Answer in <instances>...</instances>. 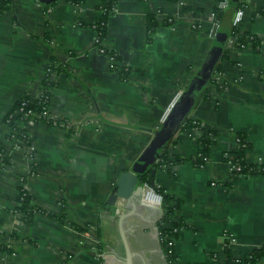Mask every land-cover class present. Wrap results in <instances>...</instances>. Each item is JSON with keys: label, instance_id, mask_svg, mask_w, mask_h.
Wrapping results in <instances>:
<instances>
[{"label": "crops", "instance_id": "crops-1", "mask_svg": "<svg viewBox=\"0 0 264 264\" xmlns=\"http://www.w3.org/2000/svg\"><path fill=\"white\" fill-rule=\"evenodd\" d=\"M102 1L11 0L0 15V264H126L120 216L130 211L140 216L123 225L133 264H169L162 203L108 200L214 47L224 83L214 70L189 115L214 134L209 162L193 161L202 130L181 128L167 150L184 161L156 168L154 186L181 201L171 215L174 264H242L264 244V0H230L218 17V0H117L103 46L130 68L127 78L95 44ZM236 7L244 17L234 36L249 39L245 47L231 35ZM53 56L63 70L50 75L48 111L65 124L18 121L27 133L19 145L7 115L41 92ZM239 135L262 172L233 175L225 155L238 151ZM22 187L43 210L32 222L17 211ZM143 197L159 200L148 189Z\"/></svg>", "mask_w": 264, "mask_h": 264}, {"label": "trees", "instance_id": "trees-1", "mask_svg": "<svg viewBox=\"0 0 264 264\" xmlns=\"http://www.w3.org/2000/svg\"><path fill=\"white\" fill-rule=\"evenodd\" d=\"M11 0H0V15L3 13L4 10H6L10 4ZM117 0H103L100 4V7L103 9V16L102 18L93 24L94 28L96 29L98 33L99 41L97 44L102 43L106 36H107V23L108 18L110 16V13L112 12L113 8L116 5ZM239 7H236V11ZM223 10H220L218 8L215 9L216 17L220 15V13ZM236 13V12H235ZM231 35H238V28L233 27V31L231 32ZM250 40L246 37L238 36L236 38V42L240 43H248ZM253 41H256V38H254ZM106 52L110 55L114 56L115 59L118 61L120 57L117 53H115L113 50L106 49ZM111 67L113 69H118L123 78H127L129 73L131 72L130 68L125 67L124 65H118L117 62L112 63ZM48 68H49V76H47L43 80L42 90L37 96H30V95H24L22 98H20L14 107L11 109L9 114L7 115V119L11 116L10 119V125L16 129L17 137H24L26 133V129L18 126L17 122L22 121L27 123L28 118L25 116V111L32 109L35 111V113L42 114L45 107H49L50 103V87L53 86L55 83L54 79L50 78V75L52 73H58L63 70L62 64L57 60L56 57H51V59L48 62ZM218 70L219 72L220 67L218 65L214 66V70ZM215 81V80H214ZM23 108V110H21ZM189 127H195L197 129L202 130V135L199 137V145L200 150L197 157L193 159L196 166L203 167L209 162V151L211 146L214 143V134L212 131L207 130L203 127L201 122L194 121L190 117H188L183 125L182 129L186 130ZM240 141H239V149L237 152L234 153H227L225 155V160L229 161V163L235 164V169L232 170L233 175L236 177L239 176H245L249 173H258L262 172L263 170H259L256 165L250 164L245 160V154L246 150L249 147V142L246 140L244 135H239ZM25 139L27 137L25 136ZM184 161V158L173 155L170 156L168 154V150L166 149L157 162L154 164V168H159L163 166H167L168 164L175 163L179 164ZM140 178L143 183H150L152 176H151V169H147L140 173ZM153 190L160 194L162 196V206H163V216L161 220L158 223L159 227V233L161 238V243L163 245V248L165 250V253L167 255L169 264H174L175 259L177 258V254L174 249V244L172 238L175 237L178 233V231H175L174 229L179 227L178 223H175L171 219L172 213L179 209L181 207V201L174 199L170 194H167L162 188H159L157 186H153ZM20 204L17 207V211L24 215L27 222H32L35 212L43 211L37 204H35L34 199L29 194L26 188L22 187L20 189V196H19ZM49 216L52 218L58 219L60 221H65V215L64 212L61 214H55V213H48ZM180 225L184 226V223H181ZM264 257V244L258 248L253 249L250 254L245 257L242 260L236 261L237 263L242 264H260L262 258Z\"/></svg>", "mask_w": 264, "mask_h": 264}, {"label": "water", "instance_id": "water-1", "mask_svg": "<svg viewBox=\"0 0 264 264\" xmlns=\"http://www.w3.org/2000/svg\"><path fill=\"white\" fill-rule=\"evenodd\" d=\"M41 1L50 2L53 0ZM214 35H216V29ZM217 39H220L222 42V48H219V50L222 51V49L226 48L227 40L226 38H221L220 34H217ZM215 48L217 47H214V49L212 48L189 86L182 92L163 125L154 131V138L135 161L132 168L120 174L113 188V192L109 197V203L115 204L119 199H123L128 203V208L131 206L130 208L134 209L137 203L144 204L146 202L143 197L145 186L141 181L140 173L147 169H151L152 179L149 185L151 187L155 185L156 168L153 167L155 162H157L161 154L167 149L168 142L181 129L184 121L189 117L197 102L198 93L213 79L215 60L220 56L215 55ZM120 218V229L126 249L125 261L126 264H133L132 253L123 231V225L138 221L140 216L136 211H130L121 215Z\"/></svg>", "mask_w": 264, "mask_h": 264}, {"label": "built area", "instance_id": "built-area-1", "mask_svg": "<svg viewBox=\"0 0 264 264\" xmlns=\"http://www.w3.org/2000/svg\"><path fill=\"white\" fill-rule=\"evenodd\" d=\"M229 6H230V0H218V6H217L218 9H220V10H225V9H227ZM213 17H216V13H215V12L213 13ZM243 17H244L243 9L239 7V8L237 9L236 13H235V16H234L233 25H234L235 27L239 28V27L241 26L242 21H243ZM217 26H218V23H217ZM234 37H235V41H236L237 36H234ZM98 42H100V41H99L98 33H97V36H96V39H95V43H98ZM247 44H248V43L240 42V43H239V46H240V47H245ZM97 46H98V49H99L101 52H103V53L109 55V57H110V59H111V64L117 62V60L115 59L114 56H112V55H110L109 53L106 52V49H107V48H105V47L103 46V42L100 43V44H97ZM214 80L217 81L218 83H224L223 80H222V72H221V71L216 72ZM181 94H182V93H181ZM181 94H179L178 98L180 97ZM177 100H178V99H177ZM21 110H23V108H21ZM171 110H172V107L168 109V112H167L166 117H168V115L170 114ZM25 116H27V118L29 119L28 122H29V121H34V120H47L48 122H51V123L54 124V125H64V124H65V123H64L63 121H61V120H52V118H51L50 115H49V111H48V108H47V107L44 108L42 114H38V115H37V114L35 113V111H33L32 109H29V110L25 111ZM10 119H11V116L7 119V121H8L9 123H10ZM12 129H13V131H12V132H13V136H14V138L16 139V141L18 142V144H19V145H20V144H25V143H26L25 136L27 137V134H26L24 137H17L16 134H18V132H16V129H15V128H12ZM237 141H238V142L240 141V138H239V137H238ZM230 165H231V171L234 170V169H235V164L230 162ZM217 184H218V183H217L216 181H213V182H212V185H217ZM144 186H145V190L148 189V190L152 191V192L156 195V197L159 199L158 201H149V200H146V199L144 198L145 201H148V202H155V203H159V204H161V203H162V196H161L160 194H158L157 192H155V191L153 190V188H152L148 183H144ZM143 196H144V195H143ZM125 202H126V201L123 200V199H119V200L117 201L118 204L120 203V204H122V205L125 204ZM119 210H120V209H118V211H119ZM178 228H179V227L175 228L174 230H175V231H178ZM226 235H227L229 241H233V240H234V236H233V235H231V234H226ZM173 238H174V237H173ZM173 238H172V240H173Z\"/></svg>", "mask_w": 264, "mask_h": 264}, {"label": "bare ground", "instance_id": "bare-ground-1", "mask_svg": "<svg viewBox=\"0 0 264 264\" xmlns=\"http://www.w3.org/2000/svg\"><path fill=\"white\" fill-rule=\"evenodd\" d=\"M145 193V192H144ZM156 196V195H155ZM146 199V198H145ZM146 200H148V199H146ZM149 201H151V200H149Z\"/></svg>", "mask_w": 264, "mask_h": 264}]
</instances>
